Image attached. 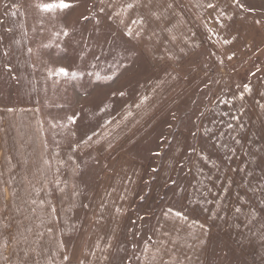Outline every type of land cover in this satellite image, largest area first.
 Segmentation results:
<instances>
[{
    "label": "rangeland",
    "instance_id": "rangeland-1",
    "mask_svg": "<svg viewBox=\"0 0 264 264\" xmlns=\"http://www.w3.org/2000/svg\"><path fill=\"white\" fill-rule=\"evenodd\" d=\"M42 2L52 0H0V225L8 215L4 180L22 177L24 151L36 148L40 139L49 149L77 148L85 190L98 183L101 173L116 168L120 154L144 164L145 175L122 233L129 245L121 252L120 257L124 258L119 264L139 263L144 245L152 243L164 220V211L193 215L201 223L206 217L188 201L201 206L208 202L209 195L219 194V199L223 193L224 201L215 203L220 206L224 202L228 222L223 227L209 226L203 264H264V208L260 204L264 202L243 180L240 165L236 169L241 154L234 150L242 147L239 141L243 130L238 127L244 123L243 110L237 104L234 108L228 106L229 111H234L235 127L220 139L221 145L201 128L216 99L231 96L247 101L246 87L253 81L257 84L264 74V50L231 66L212 46L204 45L176 69L184 79L192 74L194 83L174 96L103 166L95 162L100 154L95 150L83 152L79 146L106 123L101 120L103 116L114 117L145 94V86L152 81L147 57L135 54L133 49L140 51L138 45L100 11L105 0H65L71 7L55 14L42 12L38 7ZM247 2L252 4L251 13L263 27L264 0ZM65 30L68 36L64 35ZM60 67L67 68L69 75H59ZM253 94L260 99L257 87ZM223 101L226 100H219L220 110ZM245 106L259 120L254 102ZM38 109L40 138L35 117L26 121L32 114L38 115ZM179 131L187 139L176 155L170 182L163 187L153 208L146 210L152 183ZM197 151L206 157L196 156ZM205 160L211 162L212 168H206ZM208 172L213 180H218L210 186L205 185ZM165 221L170 226L178 224L173 218ZM178 234L182 235L181 250L190 256L200 233L187 228L175 236ZM5 249L0 247V264L8 262Z\"/></svg>",
    "mask_w": 264,
    "mask_h": 264
},
{
    "label": "crops",
    "instance_id": "crops-1",
    "mask_svg": "<svg viewBox=\"0 0 264 264\" xmlns=\"http://www.w3.org/2000/svg\"><path fill=\"white\" fill-rule=\"evenodd\" d=\"M128 4L133 7L128 8ZM209 4L214 7L210 8ZM251 8L247 0H105L100 11L126 33L129 29L132 31L133 35L128 36L140 49L133 51L146 55L152 81L145 86V94L120 109L114 117L103 116L101 120L106 123L99 125L98 130L80 144V149L83 152L95 150L100 154L95 162L105 166L174 96L194 83L192 74L184 79L176 69L204 45L212 46L231 66L264 50V26L260 27V19L251 13ZM141 18L143 24L132 23ZM136 32L140 35H135ZM253 82L246 87V102H254L259 120L247 112V103L240 97L223 96L216 99L204 116L201 128L221 145L220 139L226 138L235 127L232 124L234 111H229L228 106L234 108L237 104L243 110L244 123L238 127L243 130L239 141L242 147L234 150L241 154L236 169L240 165L243 180L264 202V74L257 84ZM256 87L260 99L253 94ZM219 100H226L221 110ZM34 117L40 138L39 109L38 115L32 114L26 121ZM186 139L183 132H177L152 183L145 201L146 210L153 208L163 187L170 182L176 155ZM39 141L36 148L28 147L24 151L22 177L4 180L8 215L0 225V247L8 249L5 264H119L124 258L120 257L121 252L129 245L122 233L127 227L130 205L145 175L144 164L120 154L116 168L101 173L98 183L85 190L80 179L77 148L49 149ZM198 155L203 154L198 152ZM210 161L205 160L207 169L212 168ZM244 169L248 171L245 173ZM213 178L208 172L205 185L215 184L218 180ZM218 196L209 195L208 202L201 206L188 201L206 217L201 223L193 215L164 211V220L152 243L144 245L138 264H203L209 226L223 227L228 222L224 202L220 206L215 203L224 201L226 193L216 199ZM260 204L264 208V204ZM165 218L177 219L178 224L170 226ZM187 228L200 233L198 241L192 244L190 256H185L181 250L182 235L175 236Z\"/></svg>",
    "mask_w": 264,
    "mask_h": 264
},
{
    "label": "snow or ice",
    "instance_id": "snow-or-ice-1",
    "mask_svg": "<svg viewBox=\"0 0 264 264\" xmlns=\"http://www.w3.org/2000/svg\"><path fill=\"white\" fill-rule=\"evenodd\" d=\"M242 6V5H241ZM39 9L44 12V13H50V14H55L57 13L58 10L62 11V10H66L68 8L71 7V5L69 3H66L65 0H52V2H42L38 5ZM133 5L132 4H128V8H132ZM209 7H214L213 5L209 4ZM87 19V18H85ZM132 23H140L143 24L144 20L143 18L139 19V20H133ZM129 36L133 35L132 31L129 29L128 33ZM64 35L68 36L69 33L67 30L64 31ZM135 35L139 36L140 33L136 32ZM29 51H31V49H29ZM59 75L62 76H68L69 75V70L67 68L64 67H60L57 70ZM73 76L76 75L75 72L71 73ZM121 95H124V93H121ZM237 211H239V209H237ZM177 215H182V213H177Z\"/></svg>",
    "mask_w": 264,
    "mask_h": 264
}]
</instances>
